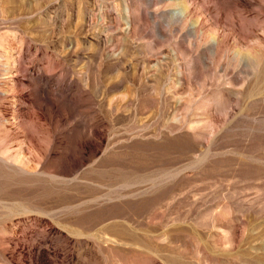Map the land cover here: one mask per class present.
<instances>
[{
    "label": "rangeland",
    "instance_id": "374dc122",
    "mask_svg": "<svg viewBox=\"0 0 264 264\" xmlns=\"http://www.w3.org/2000/svg\"><path fill=\"white\" fill-rule=\"evenodd\" d=\"M0 264H264V0H0Z\"/></svg>",
    "mask_w": 264,
    "mask_h": 264
}]
</instances>
